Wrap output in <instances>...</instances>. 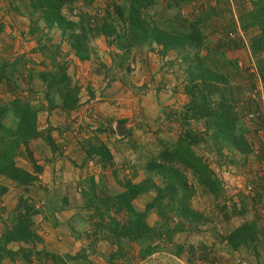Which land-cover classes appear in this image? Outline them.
<instances>
[{"label": "rangeland", "instance_id": "1", "mask_svg": "<svg viewBox=\"0 0 264 264\" xmlns=\"http://www.w3.org/2000/svg\"><path fill=\"white\" fill-rule=\"evenodd\" d=\"M122 1L94 0L86 6L77 0L71 6L67 5L62 14L74 22L84 14L100 19L109 8ZM176 1L182 2L181 14L190 21L202 18L207 10H213L211 14H215L218 4L227 8L228 3L231 12L237 7L234 6L237 0ZM245 1L242 6L249 9ZM154 2L148 12L154 21L160 22L171 14L169 12L173 13L167 8L166 0ZM226 14L229 24L233 17ZM214 16L208 22L206 34L216 44L215 39L218 40L226 28L216 27L214 18L218 21L222 16L219 13ZM260 32V28L250 27L247 35H234L235 39L231 41L238 45L230 50L227 47L219 49L220 56L214 54L215 44L208 45V53L205 50L199 52L205 67L223 73L231 88L229 94H233L235 101L232 103L227 95V103L242 124L244 138L251 147L250 154L242 157L235 150L207 140L201 135V123L180 126L178 116L188 102L183 91L187 64L181 61V54L169 52L161 56V48L155 46L120 50L108 43L110 39L98 37L88 45L90 59L79 61L67 43V35L57 29L46 30L38 14L31 15L29 0H0V62L9 65L6 70L8 81L0 85V105L18 98L37 107L46 106L42 101L44 86L36 80L35 74L54 72L52 57L57 65H64L71 84L78 88L79 97L78 109L70 115L58 110L49 113L46 109L38 114V130H56L51 135L59 148L51 154L48 147L46 150L41 148L39 141L29 145L37 164L43 168L38 182L24 191L0 179V184L8 188L7 194L0 198V234L4 228H9L8 215L18 198L33 200L35 208L40 209L47 201L45 196L49 195L50 200L58 202L53 218L46 219L45 213L34 218L41 242L26 248L34 253L45 251L56 255L68 264L80 263L67 259L76 256H83L90 264H264V165L258 159L264 156V95L253 93L259 86V78L264 82L259 74L263 58L261 54L252 55L256 73H249V57L245 59L240 55L245 46L238 41L245 40L249 47ZM233 34H237L236 30L230 33ZM235 58L242 62L241 68L232 66ZM255 112L260 116L250 119L249 115ZM117 126L124 127V135L118 136ZM186 129L207 140V144L202 142L193 151L202 158L220 186L219 196L215 198L190 174L187 175L194 191L191 208L199 212L205 222L195 227L186 225V231L174 236L168 244L155 242L160 250L145 260L139 258V247L129 243L122 244L125 258L112 259L111 254L117 248L109 242L97 241L93 235L97 220L92 218L91 221L88 212L82 209L79 181L86 177L101 179L112 194L122 190L117 182L132 180L138 183L144 179L143 167L148 156L177 140ZM98 144L105 145L113 156V165L107 169L87 158L89 147ZM218 147L221 155L215 153ZM16 164L27 171L33 170L23 157L17 158ZM154 196V193L140 196L133 202L134 209L143 211ZM63 198L67 200L66 204L61 202ZM116 219L124 222L126 215L116 216ZM157 222L155 212L147 215L149 227L156 226ZM173 222L177 223V220ZM244 225L258 232L256 240L241 246L239 251L230 250L229 234ZM178 246H183V252L180 257H175L172 254ZM8 248L16 251L19 245L10 244ZM111 259L113 263H109ZM29 260V264H52L50 261L39 262L34 255ZM2 264L11 262L5 260ZM14 264H21L19 258Z\"/></svg>", "mask_w": 264, "mask_h": 264}, {"label": "trees", "instance_id": "2", "mask_svg": "<svg viewBox=\"0 0 264 264\" xmlns=\"http://www.w3.org/2000/svg\"><path fill=\"white\" fill-rule=\"evenodd\" d=\"M77 0H29L31 15L38 14L43 27L50 31L57 29L67 35V43L79 61L90 58L89 43L98 37L106 38L109 44L129 51L133 47L143 46L160 47L161 56L169 52L181 54L182 62L187 64L186 85L184 94L188 102L178 117L181 127L189 126L190 122L201 123L203 133L207 140L214 145H221L237 151L242 157L250 154L251 147L244 138V128L233 114L232 107L227 103V95L233 103L235 98L229 94L231 88L227 79L221 72H213L204 65V59L199 57V52L210 51L208 45L215 42L207 38L208 22L213 17L210 10L202 18L190 21L182 16L180 3L176 0H166V5L171 14L166 15L160 22L153 20L149 9L154 0H123L122 4L113 6L105 12V16L96 19L87 14L78 16L77 22L68 20L63 14V9L71 6ZM90 6L94 0H79ZM244 22L240 29L246 32L250 27L260 28V35L255 36L249 45L251 55L264 51V0H257L254 8L242 17ZM235 21L230 20V27L225 33L219 35L215 44L214 54L220 56L218 51L231 45L229 35ZM235 27V25H234ZM208 28V29H207ZM77 30V32H76ZM38 43H40L38 41ZM40 45V44H39ZM43 47V46H40ZM191 57V58H190ZM54 72L43 71L35 74L44 86L43 103L46 106L37 107L15 98L7 104L0 105V179L12 183L15 187L27 190L32 188L42 174L43 168L34 159L29 145L39 141L41 148H46L54 154L59 150L51 133L56 130H38V114L45 110L51 112L58 110L66 115L76 111L79 106L78 88L71 84L64 65H57L52 57ZM195 64H191L192 61ZM121 65V61L119 62ZM237 69L236 63H231ZM264 65L259 68L263 69ZM7 63L0 62V85L8 81L6 70ZM52 70V71H53ZM264 70V69H263ZM32 77V76H31ZM123 124V123H119ZM211 135V136H210ZM197 132L190 129L184 130L174 142L164 145L156 154H150L143 167L144 179L138 183L132 180L117 182L122 189L111 193L102 184V180L86 177L79 181L78 189L82 200V209L88 212L89 219H96L93 235L96 240H102L116 246L117 250L111 254L114 258H125L122 249L123 243L135 244L139 247V258L145 260L160 250L158 243H170L176 235L184 233L186 225L197 226L203 224L205 219L191 208V199L194 191L188 182L190 174L196 182L207 189L208 193L218 198L220 193L219 182L212 176V172L204 164L202 158L195 154L193 149L206 139H201ZM211 147L207 146V149ZM215 153L221 155L220 148H215ZM23 157L31 165L32 171H27L17 166L16 159ZM87 158L101 168L111 167L113 156L103 144L91 145L87 150ZM134 177V176H133ZM8 188L0 184V198L6 195ZM154 193V198L145 205L143 211L135 210L133 202L142 195ZM44 207L35 208L31 199L18 198V201L8 215L9 228H4L0 234V264L9 260L14 264L19 258L21 264H29L30 257L34 255L39 262L50 261L52 264H68L56 255L45 251L34 253L26 248L41 242L34 227V218L45 213V218H53L58 202L50 200L46 195ZM67 203L66 198L62 201ZM60 209L58 208L57 211ZM151 212L157 214L158 222L154 227L146 223L147 215ZM126 215L124 222L116 216ZM177 223H174V220ZM257 231L244 225L227 238V243L232 251H239L241 246L251 244L256 240ZM78 238V237H77ZM10 244H18L16 251L10 250ZM183 246L172 254L180 257ZM90 264L83 256L67 258ZM112 259L109 263H113ZM83 261V262H82Z\"/></svg>", "mask_w": 264, "mask_h": 264}, {"label": "crops", "instance_id": "3", "mask_svg": "<svg viewBox=\"0 0 264 264\" xmlns=\"http://www.w3.org/2000/svg\"><path fill=\"white\" fill-rule=\"evenodd\" d=\"M229 1H231V0H229ZM237 2H238V4H237ZM237 2L234 4V6H237V7H236L235 10L233 9L232 12H231V10H229L228 3H227V6H226L227 8H225V6H223L222 4H218V6L221 7V8L218 7L217 10L215 9L216 12L214 11L215 14L219 13L222 16V20H218L217 21V19L214 18V22H215V26L216 27L226 28V30H227V28L230 27V22L228 24L227 19H226V17H225L224 14L227 13L226 15L229 14L230 15V18L233 17L232 19L235 21V23L233 25L231 24V27H233V29H234V25H235V28H237V30H236L237 34L230 35L229 36L231 38L230 41L232 39H235L234 38V35H237V36H239V35L242 36L243 34L244 35H247L246 32H243L240 29L241 24H239L238 21L241 22L243 20L242 17L245 16L246 14H248L250 11L253 10V8H254L257 0H247V2L249 4V7H250L249 9H247L245 6H242V4H245L244 2H246L245 0H237ZM210 13H213V10H210ZM215 14H212L213 17H215L214 16ZM242 22H244V21H242ZM226 30H225V32H226ZM238 41H239L240 44L243 42L244 43V46H245V49L242 50L243 52L240 53V55L242 54L241 56H243V58H245V59H246V57H249V64L247 65L248 68L250 69V72L249 73H256L255 66H254L255 64H254V61L252 60V55H251V53H250V51L248 49L247 42H245V40H243V41L241 40L240 41V39ZM229 44L234 45V46H237L238 45V42L231 41V43H229ZM259 54H261V58H263V60L260 61V63H261V65H264V51L263 52H260ZM234 60H233V63H236L237 64V67L241 68L242 62H240L239 58H235ZM259 74L262 75L261 76V79L263 80L264 79V76H263L264 75V70L262 69L259 72ZM255 76H256V79H257L258 78L257 74H255ZM263 86H264V82L262 83L260 81V78H259V86H256L255 90H253V93L255 95H257V96L264 95V91H263L264 88H263ZM257 101H256V105H258V102ZM260 109H261V107H260ZM262 111H263V117L262 118L264 119V109ZM258 159H260L262 165H264V156L263 157H258Z\"/></svg>", "mask_w": 264, "mask_h": 264}, {"label": "water", "instance_id": "4", "mask_svg": "<svg viewBox=\"0 0 264 264\" xmlns=\"http://www.w3.org/2000/svg\"><path fill=\"white\" fill-rule=\"evenodd\" d=\"M123 129H124V127H122V126H117L116 127V132H117L118 136L124 135V131L125 130H123Z\"/></svg>", "mask_w": 264, "mask_h": 264}, {"label": "built area", "instance_id": "5", "mask_svg": "<svg viewBox=\"0 0 264 264\" xmlns=\"http://www.w3.org/2000/svg\"><path fill=\"white\" fill-rule=\"evenodd\" d=\"M259 116H260V113L255 112V113H253V114H250V115H249V118H250V119H256V118L259 117Z\"/></svg>", "mask_w": 264, "mask_h": 264}]
</instances>
